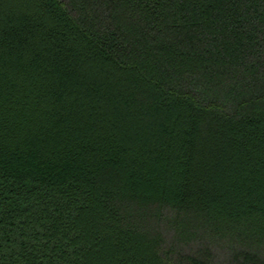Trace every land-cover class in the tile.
Listing matches in <instances>:
<instances>
[{"label": "trees", "instance_id": "16d2710c", "mask_svg": "<svg viewBox=\"0 0 264 264\" xmlns=\"http://www.w3.org/2000/svg\"><path fill=\"white\" fill-rule=\"evenodd\" d=\"M0 264H264V0H0Z\"/></svg>", "mask_w": 264, "mask_h": 264}]
</instances>
